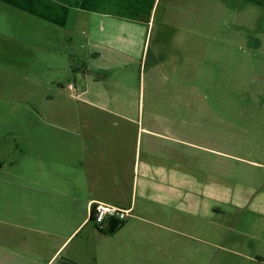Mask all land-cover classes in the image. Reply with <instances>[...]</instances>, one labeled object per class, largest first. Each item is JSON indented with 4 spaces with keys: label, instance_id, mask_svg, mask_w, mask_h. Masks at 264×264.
Masks as SVG:
<instances>
[{
    "label": "rangeland",
    "instance_id": "1",
    "mask_svg": "<svg viewBox=\"0 0 264 264\" xmlns=\"http://www.w3.org/2000/svg\"><path fill=\"white\" fill-rule=\"evenodd\" d=\"M217 18L215 28L200 22L179 29L178 73L169 76L159 66L142 70L135 45L109 44L97 28L67 33L1 6L0 179H50L64 152L48 137L77 131L81 119L100 121L98 132L137 133L142 122L158 131L175 128L164 115L179 114L181 219L164 221L163 229L124 220L132 225L120 264H153L152 258L156 264H264V27L254 11L217 12ZM82 64L89 66L85 77L77 71ZM81 88L86 103L73 98ZM181 140H205L216 155ZM194 164L211 170L206 180L217 188L192 217L197 212L187 192L199 189L182 180L195 174ZM131 180L128 173V185ZM141 205L136 198L134 213L176 211ZM195 220L199 231L192 229Z\"/></svg>",
    "mask_w": 264,
    "mask_h": 264
},
{
    "label": "crops",
    "instance_id": "2",
    "mask_svg": "<svg viewBox=\"0 0 264 264\" xmlns=\"http://www.w3.org/2000/svg\"><path fill=\"white\" fill-rule=\"evenodd\" d=\"M1 6L67 33L78 29L86 34L88 27L97 28L109 44L135 45L139 50L137 56L141 52L142 70L159 66L169 76L178 73L180 28L197 27L200 22L215 28L220 19H216L217 12L238 11H254L264 27V0H0ZM110 33L112 36L108 37ZM137 56L126 55L130 59ZM88 68L82 64L77 71L85 77ZM76 91L74 99L88 102L85 89ZM175 115H164L168 124L175 126L164 131L142 122L137 133H102L95 127L100 121L89 117L80 120L82 128L77 131L50 135L48 139L64 152L63 158H58L61 166L51 170L50 179L31 182L0 179V264H120V251L129 252L131 227L127 226L132 221L112 233H103L100 229L107 227L109 221L101 226L91 219L96 201L131 207L128 219L132 218L134 223L148 221L158 229L167 228L166 220L181 219L177 211L179 114ZM87 123L94 127L89 128ZM200 133L210 135L206 131ZM184 141L193 150L216 155L205 140H181ZM191 170L195 174L184 172L182 182L199 189L187 192L194 200L191 203L194 206L189 208L197 212L189 215L195 217L200 216L197 203H205L211 197L208 196L211 188L217 187L212 180H206L210 169L194 164ZM128 173H132L131 185L127 182ZM136 198L143 201V209L156 204V208L172 207L176 211L144 214L141 208L134 213ZM261 211L264 212V207ZM196 220L191 226L199 231L202 227ZM172 231L185 235L175 228ZM120 234L129 237L120 239ZM151 260L156 264V258Z\"/></svg>",
    "mask_w": 264,
    "mask_h": 264
},
{
    "label": "built area",
    "instance_id": "3",
    "mask_svg": "<svg viewBox=\"0 0 264 264\" xmlns=\"http://www.w3.org/2000/svg\"><path fill=\"white\" fill-rule=\"evenodd\" d=\"M71 88V85H69ZM131 207H118L116 205L96 201L93 205V222L97 225H104L111 219L123 222L131 215Z\"/></svg>",
    "mask_w": 264,
    "mask_h": 264
},
{
    "label": "trees",
    "instance_id": "4",
    "mask_svg": "<svg viewBox=\"0 0 264 264\" xmlns=\"http://www.w3.org/2000/svg\"><path fill=\"white\" fill-rule=\"evenodd\" d=\"M91 219L93 220V209L91 212ZM124 222H119L116 219H111L109 224L104 229H100L103 233H112L114 232L119 226H122Z\"/></svg>",
    "mask_w": 264,
    "mask_h": 264
}]
</instances>
